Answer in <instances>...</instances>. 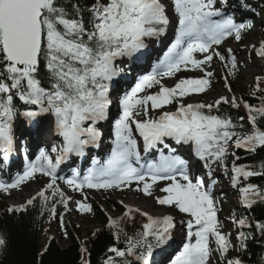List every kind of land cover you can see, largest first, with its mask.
I'll list each match as a JSON object with an SVG mask.
<instances>
[{
  "label": "snow or ice",
  "instance_id": "1",
  "mask_svg": "<svg viewBox=\"0 0 264 264\" xmlns=\"http://www.w3.org/2000/svg\"><path fill=\"white\" fill-rule=\"evenodd\" d=\"M170 10L176 26L164 58L150 74L140 78L131 92L117 97L118 115L114 117L112 93L125 72L117 61H135L145 56L147 41L161 39L167 33ZM237 11L247 14L254 9L240 0ZM253 27L251 20H237L228 0H0V153L7 160L19 146L14 133V121L19 116L31 125L27 134L36 138L43 135L41 120L45 114L54 117L55 131L62 138L59 145L51 147V152L57 153L55 157L41 149L22 175L11 182L0 179V190L8 193L37 172L49 177L34 196L7 211H27L37 201L41 215L48 212L55 217L57 204L70 211L68 202L73 197L65 195L58 180L81 193L85 188L134 187L146 196L153 195L151 189L158 181H167L161 189L166 195L155 197L156 202L187 214V220L182 222L188 237L195 238V243L186 244L171 264H209L214 252L219 253L218 259H223L224 264H245L242 256L228 255L236 245L231 233L221 231L224 225L218 217L213 185L206 186L202 177L196 178L188 160L175 155V149L166 141L189 145L193 158L204 162L209 177L214 166L219 165L230 176L231 186L238 190L240 203L247 209L264 205V185L250 180L264 178V161L257 170L255 165L239 163L241 157L236 151L255 154L264 150V95L259 104L223 95L212 103H188L184 99L210 90L215 76L210 70L214 58L228 61L229 74H235L237 56L231 48L223 53L218 48L228 38L241 41ZM252 49L264 57V41L258 47L252 45ZM187 70H199L202 75L177 76ZM164 76L175 77L174 85L167 86L158 78ZM256 81V91L264 93L261 78ZM153 88L158 90L141 95L145 89ZM225 88L232 91L227 77ZM256 91L251 93L253 97ZM172 104L174 110H165ZM222 105L243 107L245 115L233 117L221 110ZM105 123L111 128L108 158L102 163L96 161L82 178L78 172L60 177L57 169L64 160L84 157L103 143ZM153 150L159 152V159L142 162V153ZM87 199L85 195L75 200L76 208L81 213L94 214ZM124 207L125 215L140 211ZM142 214L148 221L143 230L136 236L125 234L124 248L108 246L109 255L103 264H131L127 258L135 256L140 247L147 249V255L140 259L149 264L153 247L168 242L176 226L174 217ZM60 222L63 227L62 215ZM119 223L108 219V226L117 229V241ZM231 223L238 229L236 241L242 252L247 250L254 231L264 237V221L253 222L233 214ZM213 241L214 249L210 246ZM6 246V236L0 233V251ZM86 254L90 255L89 249L81 244V264H90Z\"/></svg>",
  "mask_w": 264,
  "mask_h": 264
},
{
  "label": "trees",
  "instance_id": "2",
  "mask_svg": "<svg viewBox=\"0 0 264 264\" xmlns=\"http://www.w3.org/2000/svg\"><path fill=\"white\" fill-rule=\"evenodd\" d=\"M264 27V22H260ZM264 89V83L260 84ZM256 91V90H255ZM250 93L242 92L243 99L248 100L250 104H259L261 93L256 91V96L249 95ZM221 110L231 114L233 117L241 116V112L236 108L222 105ZM241 157L239 163L258 166L261 161H264V150H258L255 154H249L244 150H236ZM252 183L264 185V178H250ZM117 208V207H116ZM245 215L249 216V220L255 222L256 219L264 221V205L254 206L252 209H247ZM99 214V215H97ZM242 215V217H245ZM49 216L48 212L44 215L40 214V203L37 201L33 206H29L27 211L9 213L6 208L0 210V233L5 234L7 246L3 251H0V264H81V244H84L89 249L90 255L86 254L85 258L90 260V264H103L104 259L109 253L107 247L112 244H120L123 239H126L125 234H129L134 230H141V225L138 220L136 226L128 227L124 218H118L120 240L115 239L114 233L116 228L106 225L103 215L96 211V220L99 222L93 235H89L87 239H81L80 231L69 222H65V231L68 233L65 236L66 244L51 240L46 246H41L40 239L42 235V224ZM79 237V238H76ZM47 249L45 252L44 250ZM236 256H242L245 264H262L264 258V237L259 231L253 232V238L248 241L246 251H238ZM122 259V258H118Z\"/></svg>",
  "mask_w": 264,
  "mask_h": 264
},
{
  "label": "rangeland",
  "instance_id": "3",
  "mask_svg": "<svg viewBox=\"0 0 264 264\" xmlns=\"http://www.w3.org/2000/svg\"><path fill=\"white\" fill-rule=\"evenodd\" d=\"M166 2V1H165ZM168 3V2H166ZM264 3V0H263ZM219 6V5H217ZM256 7V6H255ZM172 13V11H171ZM235 15L237 16V14L235 13ZM263 18H264V14H263ZM254 27L252 28V30H256L254 29ZM261 41H264V36L260 35V34H250L247 35L245 34L242 38L241 41L239 42H234L231 41L230 39H227L225 42H223V44L218 48L219 51H221L222 53L228 49L231 48L233 50V52L235 53V55L237 56V60H238V68L237 71L235 72V74L230 75V78H232V80L229 82L232 91L229 92L226 88H225V78L223 77V69L221 66L217 65L215 61L218 58H214L210 70L214 72L215 76H218V84L216 85V83L210 88V90H208L206 93H201V94H192V96L189 97H185V101L188 103H196V102H206V103H212L215 99L219 98L220 96H236L240 91L243 92H249L250 94L255 91L256 88V82L255 79L256 77H264V60L263 58H261L259 55H257L255 53V57L253 60L248 61L247 59V53L249 51H254L252 49V45H257V47L259 46V43ZM257 55V56H256ZM219 60V59H218ZM228 62V61H227ZM229 63V62H228ZM202 73L199 70H187L184 71L183 73H181L180 75L177 76H195V77H199L201 76ZM176 80V79H175ZM229 81V78H228ZM261 83H264V80L261 79ZM171 84H169V83ZM175 83V81L171 80V81H167L164 84L167 86H173ZM154 90H158V89H154ZM153 90V91H154ZM252 91V92H251ZM145 93H148V91H146ZM219 96V97H217ZM239 100V99H238ZM175 109V104L172 105H168L166 110H174ZM242 115H245V109L243 107L240 108ZM151 115V113H150ZM154 116V115H153ZM171 145V143H169ZM54 156H56L54 154ZM47 176H42L41 173L37 172L34 177L30 178L27 180L30 181L28 184L27 183H23L21 187H18L14 190H12L11 192H9L8 194H6L4 196V199L0 200L2 205L5 206H12V205H19L22 203H25L29 198H31L32 196H34L41 188H43L47 181L46 179ZM207 181V180H206ZM30 185H32L33 187H29ZM31 188V189H30ZM23 190V191H22ZM157 190V187L152 189V192H155ZM73 196H74V201L75 200H80V191H71ZM129 191L125 190L123 192H113L112 194H106L104 196H100L98 194L93 195L94 198L90 199L93 204H95L97 206V209L99 210V212H103L104 214V218L107 219V217H113V213H109V212H113L112 210L109 209V212H105V208L107 207L105 203H103L100 199L101 198H113L114 201L111 202H116L118 201V204H120L121 206H124L128 199H127V195H130V193H128ZM138 191L134 190V193H137ZM224 192V191H223ZM221 195H223V199L221 197ZM67 196H71L69 193H67ZM216 199H217V208L219 209L218 211V217L219 219L223 222V228L221 229V231L226 232V233H231V237L233 238L234 235L231 231V227H232V223H231V215L227 214V211L230 209V206H232L231 204L229 205V202H227L226 204V191L222 194H220L219 192L216 194ZM229 197V196H228ZM121 201H123V203H121ZM234 201H236V199H234ZM129 203V202H128ZM127 203V204H128ZM69 206H72L71 203H69ZM75 206V205H73ZM106 206V207H105ZM142 204L138 205V208L142 211ZM164 209H167V211H172L171 207H167L166 205H164ZM237 206V205H236ZM175 209V208H174ZM159 210H162L159 208ZM178 210V209H177ZM161 211L162 213L160 214H153L151 213L150 215L154 216V217H159V216H163L164 214L168 213ZM144 212V211H142ZM179 212V211H178ZM72 222L74 224H76V226H79V231H81L82 235L85 236L86 233L93 231L95 228L98 227L99 222L97 220H95L93 217H90L89 215H78L75 214L74 216H72ZM98 224V225H97ZM180 232V231H179ZM51 240H57L58 242H60L62 245L66 244L61 237V231L59 228V225L56 224L55 222H50L46 227H45V233L44 235L41 237V241L42 243H46L48 241ZM185 242V243H183ZM188 243H195V238L192 237H187L186 239L182 238L180 240V242L176 245V248L178 249H184V246ZM177 255L174 254H168V257H170L171 261L175 259ZM209 264H219V261L216 257V255H212L209 261Z\"/></svg>",
  "mask_w": 264,
  "mask_h": 264
},
{
  "label": "bare ground",
  "instance_id": "4",
  "mask_svg": "<svg viewBox=\"0 0 264 264\" xmlns=\"http://www.w3.org/2000/svg\"><path fill=\"white\" fill-rule=\"evenodd\" d=\"M151 41V40H150ZM153 56H155V55H153ZM138 70L140 71V73L141 72H144L143 71V69H141V68H138ZM132 78L134 77V76H131ZM217 97H219V96H217ZM166 109H167V106H166ZM165 109V110H166ZM111 111H112V114H113V116H116V115H118V112H117V107L115 108V107H113L112 106V108H111ZM151 113V115H156V112H150ZM113 123H114V121H113ZM108 127H110V125L109 124H107V123H105L104 125H103V130H108ZM15 133V135H18L19 136V134H20V132H14ZM48 133V131H46L45 130V132H44V135H46ZM107 137H110V136H108L107 135ZM108 139H110V138H108ZM169 141V140H168ZM171 141V140H170ZM176 145V144H175ZM176 146H178V145H176ZM102 150H99V152H101ZM100 155H103V156H109L110 155V152H107V153H100L99 154V156ZM142 155H144V161H142V162H147V160L151 157L152 158V160H156V159H158L159 158V152H151V153H148V154H143L142 153ZM93 156H96V155H93ZM93 156H91V157H93ZM158 157V158H157ZM29 158V157H28ZM20 161V160H19ZM24 162H26V159L24 160ZM61 167H64L62 164H61ZM86 167H87V165L86 166H84V169H86ZM64 172H66V173H79L80 171H79V169H64L63 170ZM29 187H33L32 185H30ZM31 189V188H30ZM134 194V193H133ZM135 196H130V197H128L127 199H128V201L126 202V203H124L125 205H129V206H131L133 209H136L137 207H138V205L139 204H142V203H145V205L144 206H142V210L144 211V212H147V213H155V214H160V213H162L161 212V210H158L156 207L157 206H160L157 202H156V199H155V197H157V196H163V195H166V193H164V192H162L161 191V189H159V190H157L156 192H154L153 193V195L152 196H146V195H144L142 192H138V193H136V194H134ZM129 202V203H128ZM128 203V204H127ZM106 207V206H105ZM117 207V208H116ZM109 209L110 210H112L113 212H109ZM126 208L123 206L122 207V209L120 208V207H118V206H111V207H106L105 208V212H109V213H113V215L115 216V217H118L120 214H121V212L123 211V210H125ZM103 212H101L100 214L101 215H103L102 214ZM138 213L139 212H136V211H133V212H131L130 214H128V215H132V216H137L138 215ZM97 215H99V214H97ZM64 235V234H63ZM65 236V235H64ZM76 238H79V237H76ZM158 257L160 258V259H164L165 257H163L162 255H158ZM157 261H161V260H159V259H157V258H155ZM152 264H158V262H153Z\"/></svg>",
  "mask_w": 264,
  "mask_h": 264
}]
</instances>
